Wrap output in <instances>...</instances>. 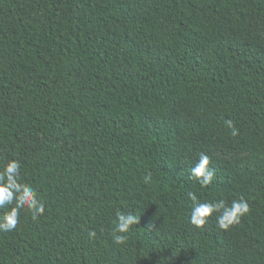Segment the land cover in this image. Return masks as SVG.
I'll use <instances>...</instances> for the list:
<instances>
[{
    "label": "trees",
    "instance_id": "trees-1",
    "mask_svg": "<svg viewBox=\"0 0 264 264\" xmlns=\"http://www.w3.org/2000/svg\"><path fill=\"white\" fill-rule=\"evenodd\" d=\"M256 16L264 0H0V169L19 160L45 203L0 232V264H264ZM200 153L206 188L190 178ZM189 192L250 212L196 228ZM117 209L139 218L124 245Z\"/></svg>",
    "mask_w": 264,
    "mask_h": 264
},
{
    "label": "clouds",
    "instance_id": "clouds-1",
    "mask_svg": "<svg viewBox=\"0 0 264 264\" xmlns=\"http://www.w3.org/2000/svg\"><path fill=\"white\" fill-rule=\"evenodd\" d=\"M225 125L230 129L233 137L239 135V130L231 119L225 120ZM21 163L12 159L0 169V210L7 208L0 215V232H13L22 224L21 210L31 213L32 220L36 221L45 213V203L39 193L27 183L21 182ZM216 175L214 166H210V157L206 153H200L198 160L190 169V178L196 181L201 188H206L213 183ZM150 177H145L147 181ZM191 203L190 223L196 228H204L210 218L220 229L227 230L241 223V219L249 214L250 206L243 197L232 200L227 204L223 199L201 202L196 193L189 192ZM139 222V218L133 212H125L117 209L116 225L111 232L115 245L127 243L132 226ZM88 238L95 239L96 231L90 229Z\"/></svg>",
    "mask_w": 264,
    "mask_h": 264
},
{
    "label": "rangeland",
    "instance_id": "rangeland-1",
    "mask_svg": "<svg viewBox=\"0 0 264 264\" xmlns=\"http://www.w3.org/2000/svg\"><path fill=\"white\" fill-rule=\"evenodd\" d=\"M249 23H250V28L252 29V31H254L256 34L260 36H264V22L259 17L256 16V17L250 18ZM212 147L215 152V155L221 157V159L235 160L239 158L240 156H242V154L238 152H231L228 154L222 153L220 151V147L218 143H213Z\"/></svg>",
    "mask_w": 264,
    "mask_h": 264
}]
</instances>
